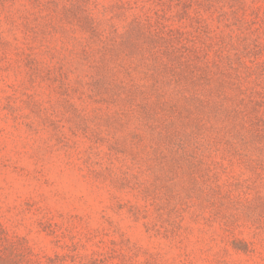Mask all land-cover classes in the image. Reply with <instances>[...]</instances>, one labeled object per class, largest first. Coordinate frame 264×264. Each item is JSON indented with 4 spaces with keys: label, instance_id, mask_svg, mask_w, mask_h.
Returning <instances> with one entry per match:
<instances>
[{
    "label": "rangeland",
    "instance_id": "obj_1",
    "mask_svg": "<svg viewBox=\"0 0 264 264\" xmlns=\"http://www.w3.org/2000/svg\"><path fill=\"white\" fill-rule=\"evenodd\" d=\"M0 264H264V0H0Z\"/></svg>",
    "mask_w": 264,
    "mask_h": 264
}]
</instances>
